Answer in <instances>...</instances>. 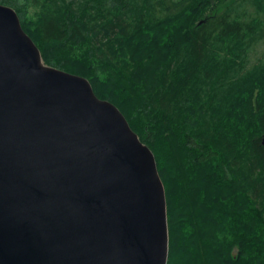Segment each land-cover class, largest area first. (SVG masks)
<instances>
[{"label": "trees", "instance_id": "16d2710c", "mask_svg": "<svg viewBox=\"0 0 264 264\" xmlns=\"http://www.w3.org/2000/svg\"><path fill=\"white\" fill-rule=\"evenodd\" d=\"M0 5L153 153L168 264H264V0Z\"/></svg>", "mask_w": 264, "mask_h": 264}, {"label": "water", "instance_id": "95a60500", "mask_svg": "<svg viewBox=\"0 0 264 264\" xmlns=\"http://www.w3.org/2000/svg\"><path fill=\"white\" fill-rule=\"evenodd\" d=\"M264 146V139L262 142ZM155 157L0 5V264H168Z\"/></svg>", "mask_w": 264, "mask_h": 264}, {"label": "bare ground", "instance_id": "6f19581e", "mask_svg": "<svg viewBox=\"0 0 264 264\" xmlns=\"http://www.w3.org/2000/svg\"><path fill=\"white\" fill-rule=\"evenodd\" d=\"M231 209V208H230ZM246 221V220H245ZM249 224V223H248Z\"/></svg>", "mask_w": 264, "mask_h": 264}, {"label": "rangeland", "instance_id": "374dc122", "mask_svg": "<svg viewBox=\"0 0 264 264\" xmlns=\"http://www.w3.org/2000/svg\"><path fill=\"white\" fill-rule=\"evenodd\" d=\"M258 51H260V49Z\"/></svg>", "mask_w": 264, "mask_h": 264}]
</instances>
